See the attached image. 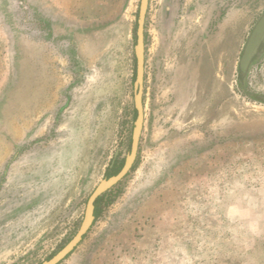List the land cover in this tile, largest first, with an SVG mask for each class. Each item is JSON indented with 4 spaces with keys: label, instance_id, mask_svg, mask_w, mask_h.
<instances>
[{
    "label": "rangeland",
    "instance_id": "obj_1",
    "mask_svg": "<svg viewBox=\"0 0 264 264\" xmlns=\"http://www.w3.org/2000/svg\"><path fill=\"white\" fill-rule=\"evenodd\" d=\"M140 1L0 0V264L54 256L125 162ZM262 14L149 0L136 161L58 264H264V105L236 81ZM248 75L264 92V52Z\"/></svg>",
    "mask_w": 264,
    "mask_h": 264
},
{
    "label": "water",
    "instance_id": "obj_2",
    "mask_svg": "<svg viewBox=\"0 0 264 264\" xmlns=\"http://www.w3.org/2000/svg\"><path fill=\"white\" fill-rule=\"evenodd\" d=\"M149 7V0H141L139 8V16L137 20V39L134 47L135 57H136V77L134 81V104L137 111V116L134 122L131 149L126 155L124 165L120 171L114 175L102 179L93 192L90 194L86 209L84 213V218L80 225L79 230L74 235V237L54 256L50 259L45 260L42 264H58L61 262L68 254H70L75 247L81 242L83 236L88 232L89 228L95 219V202L97 198L104 192L116 185L121 179H123L128 172L132 169L138 154L140 138L143 130L144 119H145V109L143 102V92H144V79H145V22L147 11ZM264 36V15L257 22L254 27L250 38L248 39L245 49L244 57L242 60L243 68L249 61V58L254 53L257 48L258 42Z\"/></svg>",
    "mask_w": 264,
    "mask_h": 264
},
{
    "label": "flooded vegetation",
    "instance_id": "obj_3",
    "mask_svg": "<svg viewBox=\"0 0 264 264\" xmlns=\"http://www.w3.org/2000/svg\"><path fill=\"white\" fill-rule=\"evenodd\" d=\"M263 15L264 14H262V16ZM261 17L257 20V22L261 19ZM256 24H255V26H256ZM254 27H253V29H254ZM249 38H250V36H249ZM245 46H246V44H245ZM245 46L243 48V52H242V55H241L240 60H239V67H238V72H237V76H236L237 77L236 81H237L238 84H243V86L246 88V90L244 91V94L246 96H248L252 100L264 105V92H256V91L251 90L249 88V86H246V81H247V78L249 76L248 74H249V70H250L251 66H253L255 64L256 60H258V58L260 56H262V54L264 52V36L258 42L257 48L255 49V51L252 54V56L249 58V61L246 64V67L243 68L242 60H243V57H244Z\"/></svg>",
    "mask_w": 264,
    "mask_h": 264
},
{
    "label": "trees",
    "instance_id": "obj_4",
    "mask_svg": "<svg viewBox=\"0 0 264 264\" xmlns=\"http://www.w3.org/2000/svg\"><path fill=\"white\" fill-rule=\"evenodd\" d=\"M123 164H124V160H122L120 162L119 169H115L114 167L113 168L112 167L109 168L108 174L111 176V175H114V174L118 173L120 171V169L122 168ZM101 200H102V196L98 197L96 202H95V212H94L95 213V217H97L99 215Z\"/></svg>",
    "mask_w": 264,
    "mask_h": 264
}]
</instances>
